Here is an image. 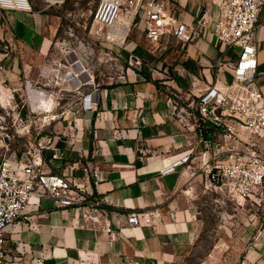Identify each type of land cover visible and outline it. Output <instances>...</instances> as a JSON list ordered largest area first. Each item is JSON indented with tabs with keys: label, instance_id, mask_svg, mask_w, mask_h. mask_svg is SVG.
<instances>
[{
	"label": "crops",
	"instance_id": "obj_1",
	"mask_svg": "<svg viewBox=\"0 0 264 264\" xmlns=\"http://www.w3.org/2000/svg\"><path fill=\"white\" fill-rule=\"evenodd\" d=\"M29 1L31 11L0 10V22L32 53L47 55L61 25L59 5ZM173 1L179 17L191 25L206 10L208 0ZM263 25L264 11L257 31ZM142 35L137 31L120 54L124 61L137 56L141 61L137 69L126 68L125 80L95 79L97 87L86 83L92 76L81 77V93L97 89L93 92L97 108L82 110L72 104L46 131L55 137L54 147L60 153L59 158H52L53 150L45 152L47 169L72 177L82 190L97 193L104 215L94 222L85 221L79 207L60 209L52 200L41 198L27 209L29 220L7 228L3 264H175L193 250L203 228L199 201L206 190L202 178L190 179L183 167L161 173L163 158L174 160L188 144L173 115L174 107L167 101L171 94L162 82L172 90L186 87L188 91L200 78L205 84L224 75L229 79L230 71L217 65L225 48L216 44L207 29L194 42H171L182 44L185 50L181 54L176 50L177 63L169 65L168 51L149 50L141 42V38L146 41ZM58 67L47 65L44 70L59 72ZM11 75L17 77L16 69H11ZM258 77L264 92V81ZM30 92L35 104L37 91ZM89 165L105 172L99 192L83 168ZM133 212L152 213L153 224H128ZM106 225L117 239H110ZM251 234L240 264H264V225L254 227Z\"/></svg>",
	"mask_w": 264,
	"mask_h": 264
},
{
	"label": "built area",
	"instance_id": "obj_2",
	"mask_svg": "<svg viewBox=\"0 0 264 264\" xmlns=\"http://www.w3.org/2000/svg\"><path fill=\"white\" fill-rule=\"evenodd\" d=\"M64 1L47 0L50 4ZM0 10L31 11L32 7L29 0H0ZM178 10L173 0H98L92 14L94 24L112 49L123 48L135 28L142 31L153 52L166 49L173 41L194 42L207 29H211L220 45L239 48L235 60L227 59L225 49L224 56L217 61L218 67L230 71L229 79L218 77L214 83L205 84L196 78L184 92L172 90L162 82L171 94L167 101L174 107L173 115L182 126L188 144L187 150L174 160L163 158L161 173L166 175L183 167L190 179L202 178L206 192H220L234 200L261 206L264 204V92L257 77L264 71L260 70L261 45L256 31L264 0H208L206 10L191 25L179 17ZM129 59L130 67L141 64L135 55ZM81 69L74 68L75 73L68 71L66 81L81 84L78 79L84 71ZM120 79L125 80V74ZM86 83L97 87L94 77ZM43 91L46 90L37 94L42 92L53 99V94ZM93 92L79 91L81 97L74 105H80L82 110L96 109ZM10 100L13 107L5 105L7 101H0V264L4 263L7 228L29 220L27 209L31 204H39L41 198L52 200L60 209L79 207L85 221L94 222L105 213L103 200L97 193L82 190L72 177L47 169V150L54 151L52 158L60 157L54 147L55 137L46 132L58 115L47 112L39 117L31 100L21 105L14 98ZM25 104L30 108L26 113ZM14 110H18L15 116ZM24 133L29 135L28 142H22ZM83 168L91 174L94 188L99 192L101 182L106 179L105 172L98 166ZM127 222L150 226L153 215L133 212ZM105 228L111 240L117 239L109 225Z\"/></svg>",
	"mask_w": 264,
	"mask_h": 264
},
{
	"label": "rangeland",
	"instance_id": "obj_3",
	"mask_svg": "<svg viewBox=\"0 0 264 264\" xmlns=\"http://www.w3.org/2000/svg\"><path fill=\"white\" fill-rule=\"evenodd\" d=\"M96 3L97 0H65L62 4H57L61 25L47 55L32 53L12 36L7 25L0 22V90L7 97L5 105L14 106L11 98L19 105L28 104L31 100L30 89L46 90L43 92L53 94L54 100L42 92L38 93L35 97V113L42 117L51 112L50 115L59 117L65 108L76 103L81 97V90L78 88L81 84L64 81L68 71L82 67L81 70L85 73L83 71L80 78L90 75L98 82L120 80L126 68L130 67L131 60L124 61L120 56L123 49H112L102 31L94 24L92 13ZM142 27L141 23L139 28ZM136 32L135 28L129 39L134 38ZM256 37L262 42L258 59L260 70H264V25L262 30L256 31ZM144 41L141 38L143 44L146 43ZM223 47L227 50L226 56L235 60L239 48ZM165 50L168 51L167 64L175 65V51L179 50L181 54L185 48L182 44L170 43ZM212 54L215 55V51H212ZM47 65L54 68L59 65L61 68L59 72H48L44 70ZM133 68L137 69L135 66ZM11 69H16L17 77L11 75ZM224 78L226 79L225 75L222 79ZM258 80L263 82L264 75L259 76ZM180 88L179 92L187 91L186 87ZM29 109L26 105L24 112ZM18 110H14V116ZM21 139L22 142H28L29 135L24 133ZM199 202L202 232L187 259L175 264H240L253 239L251 231L256 226L264 225V204L252 206L215 191L204 192Z\"/></svg>",
	"mask_w": 264,
	"mask_h": 264
},
{
	"label": "bare ground",
	"instance_id": "obj_4",
	"mask_svg": "<svg viewBox=\"0 0 264 264\" xmlns=\"http://www.w3.org/2000/svg\"><path fill=\"white\" fill-rule=\"evenodd\" d=\"M72 72L71 73H74V70L72 69L71 70ZM64 81H66V79L64 80ZM74 81V80H73ZM7 99V97H5V93L2 91V90H0V101H5ZM57 119V118H56Z\"/></svg>",
	"mask_w": 264,
	"mask_h": 264
},
{
	"label": "trees",
	"instance_id": "obj_5",
	"mask_svg": "<svg viewBox=\"0 0 264 264\" xmlns=\"http://www.w3.org/2000/svg\"><path fill=\"white\" fill-rule=\"evenodd\" d=\"M151 77H148L147 79H150Z\"/></svg>",
	"mask_w": 264,
	"mask_h": 264
}]
</instances>
